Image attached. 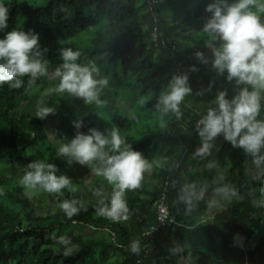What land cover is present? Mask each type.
Masks as SVG:
<instances>
[{
  "label": "trees",
  "instance_id": "1",
  "mask_svg": "<svg viewBox=\"0 0 264 264\" xmlns=\"http://www.w3.org/2000/svg\"><path fill=\"white\" fill-rule=\"evenodd\" d=\"M135 1L45 0L43 5L36 6L18 0H4L1 4L8 8L9 20L8 28L0 34L14 29L19 18L26 19L23 29L26 32H35L32 29L34 24L38 30L43 29L44 19L60 30L95 29V21L84 15L85 10L93 9L105 16L107 29H95L94 39L82 53L89 58L105 55L108 62L119 61L122 72L134 76L140 93L150 98V107L165 91L162 85L166 79L165 67L171 62L177 64L180 73L186 70L193 90H201L205 84L212 83L209 75L201 74L204 64L191 59L196 51L209 54L205 46L200 49L178 41L177 25H169L166 16L161 14L160 0H154L153 12L149 11L146 0H141L143 13L134 6ZM183 1L190 2L182 0L181 4ZM69 12L73 18L69 17ZM209 15L205 8L197 6L186 11L183 22L195 20L203 26ZM259 15L264 22V14ZM153 29H156V41L150 38ZM44 35H49L48 30H44ZM155 58L165 61V64L154 63ZM193 65L198 71H190ZM194 76L204 83L196 81ZM27 80V77L22 78L23 86L19 89L8 84L0 85V193H3L0 195V264H105L112 258L109 264H193L192 261L194 264H245L246 258L250 264H264V241H260L264 238V229L260 228L264 221L260 210L264 207L253 203L264 201V169L254 165L251 157L246 156L242 149L233 148L222 136L215 140L210 155L193 158L194 151L201 146L195 125L208 109L192 111L181 104L179 118L166 119L162 128L157 125L147 127L139 141L128 137L131 123L117 108L110 106L106 110L112 128H118L121 136H125L122 139L134 150L144 154L151 148L161 147L167 148L171 154L168 163L152 173V183L147 185L143 176L140 188L125 193L129 218L113 222L98 216L95 211L99 198L93 190L102 187L106 195L112 191V186L103 177L92 174L89 199L86 200L80 177L91 173L90 169L79 164V168L69 166L64 158L57 157V150L53 147L35 149H40L44 140L41 121L29 115L18 117L13 111L21 101L24 103L25 86L29 87ZM233 94L228 93V98ZM206 95L215 96V93L210 90ZM55 104L57 109L52 117L58 123L54 129L63 144L75 136L77 129L73 121L77 118L63 100L48 102L49 106ZM258 119H264V100ZM80 120L83 121L81 132L87 134L90 128H95L93 115ZM219 143L221 145L217 148ZM33 160L54 163L59 169L57 175H67L72 184L61 193L38 191L40 199L42 197L38 201L39 209L29 214V198L18 178L24 175L21 167H26ZM210 161L216 163L215 168H207ZM189 162L195 167L189 165L190 171L187 170ZM4 170H10V175H2ZM193 182L207 185V193L196 210L186 216L185 206L177 203V193L184 183ZM224 184L235 188L237 196L223 208H209L207 200L213 190ZM162 195L172 222L157 227L153 203ZM73 199L82 202L84 207L69 219L58 204ZM66 226H72L79 232L62 234V228ZM152 227L156 229L152 230ZM61 236L69 238L77 246L71 256H64L62 246L55 243V239ZM134 241L139 242L138 253L131 251ZM171 248L179 251L172 254ZM189 256L191 260L186 261Z\"/></svg>",
  "mask_w": 264,
  "mask_h": 264
},
{
  "label": "clouds",
  "instance_id": "2",
  "mask_svg": "<svg viewBox=\"0 0 264 264\" xmlns=\"http://www.w3.org/2000/svg\"><path fill=\"white\" fill-rule=\"evenodd\" d=\"M205 12L210 15L201 31L208 37L205 48L210 50L211 55L196 51L194 57L204 65L211 64L217 76H226L227 82L234 85V94L229 99L227 90L218 91L213 101L215 106L209 108L196 123L201 146L194 151L193 158L210 155L214 141L222 136L233 148L242 149L246 156L251 157L254 165L264 169V119H258L264 100V22L259 15L264 14V0H212ZM8 20L9 10L0 4V31L8 28ZM46 51L41 50L40 36L34 31H8L0 39V85L8 84L19 89L23 86L22 78L27 77L31 87L40 77L47 76V61L43 59ZM80 56L79 51L70 47L60 49L62 63L54 73L59 84L47 90L45 95L67 93L82 100L85 105L100 107L103 104L100 94L109 81L107 78H96L100 72L95 63H77ZM190 71L196 72L198 68L193 65ZM213 86L214 82L210 83L206 91ZM192 92L187 72L172 75L167 90L159 94L153 105L159 113L161 126H164V117L170 113L177 118L181 116L180 105ZM198 94H203V91ZM149 99L141 97L139 104L144 105ZM55 112V108L46 106L40 100L35 117L43 121ZM73 126L77 129L75 136L58 148L57 157L64 158L69 166L76 163L89 168L92 174L103 177L112 186L109 195L102 187L93 190L99 198L95 208L98 216L113 222L127 220L129 209L125 193L141 187L144 173L151 170V164L141 152L126 144L118 128H107L103 132L90 128L85 134L80 131L82 120L73 121ZM215 167V162L207 164L209 169ZM58 171L54 163L33 160L26 165L19 183L25 195L40 190L61 193L69 188L72 179L67 175H57ZM206 193L207 185L184 183L178 190L177 203L185 206L184 214L189 216L199 202L205 200ZM236 196L235 188L224 184L213 190L207 205L209 208H223ZM253 203L254 206L264 207V201ZM58 207L71 219L84 205L73 199L63 200ZM55 243L62 246L64 256H71L77 247L65 236L55 239ZM131 251L138 253V241L132 242ZM169 251L176 254L179 249L171 248ZM187 260L190 261L191 257Z\"/></svg>",
  "mask_w": 264,
  "mask_h": 264
},
{
  "label": "rangeland",
  "instance_id": "3",
  "mask_svg": "<svg viewBox=\"0 0 264 264\" xmlns=\"http://www.w3.org/2000/svg\"><path fill=\"white\" fill-rule=\"evenodd\" d=\"M3 1L4 0H0V4ZM18 1L31 3L36 6H40L45 3V0ZM181 2L182 0H160V12L162 15L166 16L169 25H172L173 27L177 25V30L175 31L180 34L178 36V41L184 42L183 45L185 46L189 45L201 49L203 46H205V43L208 39L207 35L201 31L203 26L195 20L183 22V19L186 11H192L197 6L206 8V6L211 3L212 0H190V2H192L191 4L188 1H183L184 5L181 4ZM134 6L140 10V13L144 12L143 3L141 0H136ZM68 15L70 18H73L72 13L69 12ZM84 15L87 19L95 21V29H98L100 31H105L107 29V23L103 14H100L93 9H89L85 10ZM25 23V18H19L18 23L14 29L23 30L25 28ZM42 24L45 26L43 29L38 30V27L35 24L32 26V29H34L35 32L40 36L41 50L47 49V51L44 53L43 59L47 61L48 75L40 77L31 87L25 86V90H27L28 93L26 92L25 94L24 103L21 101L18 105H16V108L13 109V111L18 114V117H27V115L35 117L36 105L40 100H43L46 106L57 109V104L49 106L48 102H51L53 99H61L70 109H72V111L74 112V116L77 119L87 117L88 115H93L95 117L93 126L95 128H98V130L102 132L107 128H112L111 120L106 113V110L110 106H114L115 108H117L120 111L121 115L130 121L131 129L128 137H132L137 141L141 140L144 137L143 132L147 127L154 125H157L159 128L163 127L161 126L159 113L155 111L154 107L149 106V100L144 105L139 104V100L141 99V97H145V95H142L140 93L134 76H132L131 74L125 75L122 72L119 61L108 62L107 56L105 55H99L94 58H89L82 53L84 49L90 46L92 40L94 39L95 29L91 28L82 31L60 30L57 29L53 25V23L49 22L47 19H44L42 21ZM44 30H48L49 35H47V37H45L44 35ZM5 35L6 34H0V39H3ZM67 47H70L74 51H79L81 53V56L77 63L96 64L100 72L99 76L96 77L97 79H108V86L104 88L100 94V99L103 101L102 106L97 107L95 104L85 105L82 100L77 99L67 93H48L47 95H45V92L47 90L55 88L59 84V79L55 77L54 73L56 71V68L62 63V60L59 58V51L61 48ZM206 50L209 51V54L205 55L210 57V50L207 48ZM191 59L194 62L197 61L194 57V54L192 55ZM154 63L162 65L165 64V61L155 58ZM165 69L166 79L163 80L165 84L162 83V85L164 87V90H167L169 80L171 79L173 74L179 72V68L177 64L171 62L166 65ZM201 74L209 75L212 79V82H214V86L211 88V91L215 93V96L217 92L221 90H227L229 94L234 93V85L228 83L226 78H224L223 76H217L212 70L211 64L203 65V67L201 68ZM194 77L196 81H199L202 84L204 83L198 76ZM190 79L191 78H189V83L192 88V81ZM209 85V83L205 84V87L201 90H193L192 88L193 92L190 95H187L182 102L183 108H188L192 111H201L203 110V108L209 109L211 106H213L215 96L206 95V90L209 88ZM201 91H203V94H198V92ZM173 116L176 115L170 113L168 116L164 117V125L166 119H169ZM132 119L133 121H131ZM41 123L44 130V140L41 143V148L35 149L38 151L47 147H53L55 150H58V148L62 145L60 139L56 136V132L54 131V126H56L58 121L54 117H52V115H49L47 119L41 121ZM220 145L221 143L217 144L216 147L218 148ZM143 156L151 164V170L148 171V173H144L146 184L149 185L150 183H152V173L157 172L160 167L166 165L171 157V154L168 152L167 148L159 147L157 149L151 148L149 151L144 153ZM189 165L193 167L194 165L190 162L188 163L187 170L190 171ZM71 166L79 168L76 163L72 164ZM24 170L25 166H22L20 169L21 173H24ZM1 173L2 175L9 176L10 170H4ZM91 176H93L92 173H89L84 175L82 178L80 177V186L86 200L89 199L88 191L91 181L89 179H91ZM21 178L22 176H20V178L18 179ZM27 196L29 198L27 211L29 212V214H32L33 210L39 209L38 201L40 199V196L38 191L33 192ZM40 200H42V197ZM260 214L264 217V208L263 210H260ZM66 227L67 228H62V234H67L69 232L71 234H77L79 232L78 230L73 229L72 226ZM260 228L264 229V221H262ZM85 234L88 233L86 232ZM260 241L262 243L264 241V238H262ZM262 255V260L264 262V248L262 249ZM117 256H119L118 253ZM245 260L246 264H250L248 258H246ZM110 261H113V258ZM110 261L106 262L105 264H109ZM186 261L188 260L186 259ZM192 262L194 264V261Z\"/></svg>",
  "mask_w": 264,
  "mask_h": 264
},
{
  "label": "built area",
  "instance_id": "4",
  "mask_svg": "<svg viewBox=\"0 0 264 264\" xmlns=\"http://www.w3.org/2000/svg\"><path fill=\"white\" fill-rule=\"evenodd\" d=\"M148 9L150 12L154 11L153 5L155 3L154 0H146ZM150 38L152 41H156V29H153L152 33L150 34ZM165 185V184H164ZM153 206L156 208V215H157V227H162L168 223L172 222V219L169 215V210L164 202V195L159 198V200L153 203ZM156 229V227H152V230Z\"/></svg>",
  "mask_w": 264,
  "mask_h": 264
}]
</instances>
